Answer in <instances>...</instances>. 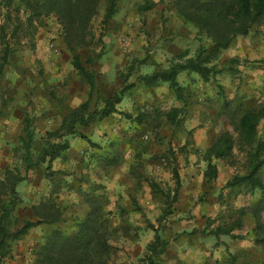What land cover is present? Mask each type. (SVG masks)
Listing matches in <instances>:
<instances>
[{
  "label": "rangeland",
  "instance_id": "374dc122",
  "mask_svg": "<svg viewBox=\"0 0 264 264\" xmlns=\"http://www.w3.org/2000/svg\"><path fill=\"white\" fill-rule=\"evenodd\" d=\"M5 1L0 0V26L5 32V38L0 36V55L7 42L16 49L0 79V176L5 167L25 174L14 152L25 113L33 119L37 149L41 137L56 130L64 113L79 106L88 94L87 84L72 65L56 16L33 17L29 27L22 8L13 13V0L9 6ZM149 1L153 3L140 10L144 0H117L116 12L104 23L105 1H101L91 22V42L77 52L85 69L94 73L101 99L126 84L131 86L121 94L116 113L89 125L88 134L96 145L67 135L68 143L76 140L72 146L69 143L64 157L50 162L48 171L47 163L28 171L17 185L21 198L17 216L34 219L32 205L51 197L63 210L64 218L57 226L69 230L74 218L85 212L83 193L94 188L103 198L113 229L109 264H138L154 228L169 241L155 258L157 264H223L228 252L237 253L234 264H264V244L256 240L250 213L230 234L214 233L232 221L230 215L236 209L250 208L264 195L243 184H227L245 172L244 154L234 149L231 161L214 160L217 175L210 182L202 176L205 162L198 155L196 161L185 157L189 149L194 152L187 147L191 141H205L204 148L198 147L203 151L219 133H234L235 114L264 102V20L220 52L213 63L221 71L209 80L180 72L182 101L168 83L146 87L137 79L166 68L171 57L185 50L192 56L198 46L195 29L178 16L173 0ZM6 9L9 19L4 17ZM131 65L125 82L121 75ZM173 107L184 108L178 115L179 127L165 120L164 113ZM258 135L264 137V121ZM107 155H116L117 164L106 165ZM172 168L177 169L178 182ZM260 177L264 184V166ZM260 215L264 223V203ZM50 227H33L20 239L21 264L25 258V264L32 263V250Z\"/></svg>",
  "mask_w": 264,
  "mask_h": 264
},
{
  "label": "trees",
  "instance_id": "16d2710c",
  "mask_svg": "<svg viewBox=\"0 0 264 264\" xmlns=\"http://www.w3.org/2000/svg\"><path fill=\"white\" fill-rule=\"evenodd\" d=\"M12 0L5 1L9 6ZM103 0H13V13L20 8L26 13L27 26L32 27V18L41 15L54 14L62 27L64 40L72 54V65L88 86L85 101L79 106L64 113L60 126L41 137L39 148L35 149V129L33 119L25 113L22 118L21 134L14 152L24 165L25 174L19 170L3 169L0 176V264L5 258L12 256L13 245L27 232L41 224L51 225L44 234L42 242L32 250L31 264H109L111 261V241L113 229L109 225L108 213L103 210L102 197L95 193L94 188L83 193L87 204L82 217H76L71 229L64 230L57 225L63 217V210L51 197L32 205L34 219H20L17 216V207L21 198L17 185L26 178L30 169L47 163L46 170L50 169V162L65 156L69 143L64 139L67 135H78L93 146L96 145L80 127H88L92 122L108 117L117 112L116 104L120 102L126 84L118 91L112 92L101 99L96 84L95 75L85 69L77 48L89 45L92 39L91 22L98 12ZM105 12L103 23L107 22L116 12L117 0H104ZM153 2L144 0L140 10H146ZM172 5L184 23L195 29L198 46L192 56L187 50L171 57L166 68L152 73L138 75V81L146 87L168 83L175 97L184 100L183 86L178 81L182 71L192 72L207 81L221 71L213 63L220 52L228 48L237 36H245L264 20V0H173ZM9 9L4 17L9 19ZM16 20L19 18L16 16ZM0 36L5 38L4 28L0 26ZM207 41L208 45H205ZM14 46L8 42L4 45L0 55V79L9 55L15 52ZM133 66H129L128 73L121 75L127 80ZM227 103H225L226 105ZM183 107H173L164 113L165 120L174 127H179L182 118L178 115ZM131 117L130 114H123ZM139 122L140 117H135ZM264 121V102L256 108L240 110L235 114L233 134L229 131L219 133L200 154L205 162L202 176L204 181L210 182L217 175V166L214 160L224 159L231 161L234 149L243 153L247 162L243 174L235 175L227 184L236 186L243 184L249 190H261L264 194V184L260 177V170L264 166V137L258 135L259 124ZM184 146L180 150H184ZM197 153V149H193ZM165 157V156H163ZM115 156H105L106 165H116ZM175 181H179L176 168H172ZM53 172H49L52 174ZM169 198V193H164ZM176 196V195H175ZM171 197V201L175 199ZM264 195L250 206V208L236 209L230 216L232 221L227 225L218 226L215 234H230L235 228L243 224V217L250 213L254 220V233L259 244H264V223L260 212L263 209ZM154 236L145 248L138 264H157L155 258L167 247L169 241L161 236L154 228ZM237 253L228 252L223 264H234Z\"/></svg>",
  "mask_w": 264,
  "mask_h": 264
},
{
  "label": "crops",
  "instance_id": "0c3cea01",
  "mask_svg": "<svg viewBox=\"0 0 264 264\" xmlns=\"http://www.w3.org/2000/svg\"><path fill=\"white\" fill-rule=\"evenodd\" d=\"M156 1V0H155ZM85 129H87L88 131L86 132V130ZM92 129V126H89V127H80L79 128V130L82 132V133H84V134H86L90 139H91V137L89 136V134H88V132H89V130H91ZM76 139L75 138H72V139H70L69 141V143L71 144V146H72V143H74V141H75ZM83 139H81L80 138V141H82ZM205 141H203V142H201L200 140H197L196 141V143H194L193 141H191V143H189V145L187 146V147H193V149H197V151H199V153H195V152H193L191 149H189V153L188 154H186L185 153V157H189V159H191L192 161H196V155H198L199 157H200V154L205 150H203V151H201L200 149H198V147H202V148H204V146L206 145H203V143H204ZM206 143V142H205ZM191 150V151H190ZM187 155V156H186ZM187 157V158H188ZM201 159V158H200ZM192 168V167H191ZM23 242H20V240L19 241H17L14 245H13V248H12V256L10 257V258H5L4 259V261H3V263L4 264H8V260H12L13 259V261H12V263L13 264H21V262H20V260L22 259V252H23V244H22ZM15 259V260H14ZM18 261H17V260ZM28 260H27V258H25V260H24V262L26 263ZM24 263V264H25Z\"/></svg>",
  "mask_w": 264,
  "mask_h": 264
}]
</instances>
